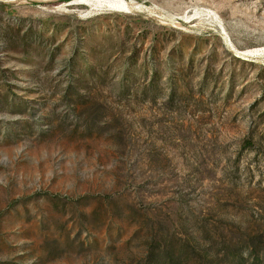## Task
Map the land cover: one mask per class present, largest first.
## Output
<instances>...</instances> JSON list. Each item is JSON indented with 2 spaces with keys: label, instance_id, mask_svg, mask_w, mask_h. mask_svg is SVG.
Returning a JSON list of instances; mask_svg holds the SVG:
<instances>
[{
  "label": "rangeland",
  "instance_id": "obj_1",
  "mask_svg": "<svg viewBox=\"0 0 264 264\" xmlns=\"http://www.w3.org/2000/svg\"><path fill=\"white\" fill-rule=\"evenodd\" d=\"M124 2L0 0V264H264V0Z\"/></svg>",
  "mask_w": 264,
  "mask_h": 264
},
{
  "label": "bare ground",
  "instance_id": "obj_2",
  "mask_svg": "<svg viewBox=\"0 0 264 264\" xmlns=\"http://www.w3.org/2000/svg\"><path fill=\"white\" fill-rule=\"evenodd\" d=\"M78 2L84 3V4H89V5H92L94 8L97 7L99 9H100V7H104L106 9L107 8L108 9H120V8H123L125 6L124 0H78ZM255 52L256 51L250 52V53L252 55H254Z\"/></svg>",
  "mask_w": 264,
  "mask_h": 264
}]
</instances>
